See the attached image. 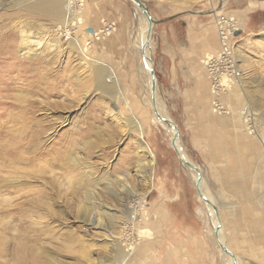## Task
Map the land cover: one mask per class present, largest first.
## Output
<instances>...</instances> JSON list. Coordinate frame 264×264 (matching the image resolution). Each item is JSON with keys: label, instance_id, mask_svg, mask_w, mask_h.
Wrapping results in <instances>:
<instances>
[{"label": "rangeland", "instance_id": "obj_1", "mask_svg": "<svg viewBox=\"0 0 264 264\" xmlns=\"http://www.w3.org/2000/svg\"><path fill=\"white\" fill-rule=\"evenodd\" d=\"M33 1L0 0V264H120L129 251L124 264H228L229 257L218 248L207 203L196 191V173L173 149L171 128L153 119L148 77L135 46L149 27L141 9L130 0L134 9L128 51L120 60L117 52L104 54L110 64L88 41L92 35L85 31L90 12L85 0L71 5L67 28V0H61V16L29 8ZM144 1L149 8L161 4L175 17L215 20L219 49L209 55L223 50L218 29L222 23L231 32V60L241 76L225 83L222 94H213L210 106L216 114L240 116L255 147L260 145L259 158L247 174L251 195L242 196L239 204L235 201L240 197L231 199L226 186L209 181V167L178 127L176 107L168 103L155 75L159 104L176 121L185 154L200 168L202 187L219 208L226 245L246 264L245 254L236 252V225L241 222L235 217L264 221V0ZM107 25L103 22L93 37L111 36L115 29L103 32ZM153 31L150 55L155 70ZM75 38L86 56L74 46ZM108 70L111 78L117 76L121 95L108 81ZM224 94L232 109L220 102ZM5 95L11 100L27 95L25 100L32 98L36 105L29 117L20 118L19 102L12 106ZM216 100L220 109L213 104ZM133 116L143 123V140L154 155L151 180L136 168L141 157L130 123ZM240 160L239 168L246 169L245 158ZM124 171L131 175L133 192L119 185L117 178ZM192 238H201L202 246ZM193 248L202 252L188 251Z\"/></svg>", "mask_w": 264, "mask_h": 264}, {"label": "crops", "instance_id": "obj_2", "mask_svg": "<svg viewBox=\"0 0 264 264\" xmlns=\"http://www.w3.org/2000/svg\"><path fill=\"white\" fill-rule=\"evenodd\" d=\"M153 5L150 10L156 20L153 42L159 87L168 103L176 107L174 118L178 127L187 134L190 146L209 167V181L218 182V187L226 186L232 193L231 199L240 197L235 201L239 204L242 196L247 197L250 193L252 184L247 174L251 171L250 164L259 158V147H255L257 142L247 133L240 116H222L211 110V77L202 58L219 49L215 20L204 16L175 17L161 4ZM85 7L90 11L86 12L89 23L85 29L93 27L95 30L88 41L91 47L96 44L98 56L110 64L111 60L104 54L117 52L119 60L121 55L126 56L133 33L134 7L130 0H85ZM103 22L113 25L114 33L107 38H94ZM225 95L220 97V102L232 109L233 105ZM241 158H245L246 169L239 168L243 163ZM235 219L241 222L236 225L239 228L236 243L240 245L236 252L245 254L242 258L246 264H264V221L248 222L242 216ZM192 239L195 245L202 246L201 238ZM188 251L202 252L200 248Z\"/></svg>", "mask_w": 264, "mask_h": 264}, {"label": "bare ground", "instance_id": "obj_3", "mask_svg": "<svg viewBox=\"0 0 264 264\" xmlns=\"http://www.w3.org/2000/svg\"><path fill=\"white\" fill-rule=\"evenodd\" d=\"M75 2V0H67L66 1V9H65V13H64V26L65 28L68 27L69 23H70V20H71V5ZM28 7L33 9V10H37V11H40V12H48L50 14H53V13H56V14H59V16H61L62 14L60 12L63 11V5H62V1L61 0H37L36 2H31L28 4ZM147 20V18H146ZM216 22L218 25H221V19L220 18H217L216 19ZM146 24L149 26L147 27V29L145 28V30L141 33V40L135 44V46L137 48L140 49V52H141V58H142V68H143V71H144V74L148 77V82H149V86L151 85V82L153 81V78L151 77V69H153V59H152V55H150L151 53V49H150V40H151V33H152V30H154L151 26H153V24H149L148 20L146 22ZM98 35V33L96 34ZM73 44L76 48H78L83 55H85L83 53V50L81 48V45H80V42L79 40H77V38L73 39ZM5 45V44H4ZM9 50V49H8ZM86 56V55H85ZM209 57L212 56V55H208ZM232 57V56H230ZM204 64V62H203ZM237 64V63H236ZM2 66V65H1ZM205 66V64H204ZM206 67V66H205ZM2 68V67H1ZM6 68V67H5ZM2 70V69H1ZM6 70V69H5ZM240 70L237 71L236 68H235V74H233V76L231 77V79L234 77V79L236 80V78H240L241 74H240ZM13 75V74H12ZM15 75V74H14ZM13 75V76H14ZM10 77V75H7ZM108 81L110 82H114L115 85H116V90L118 91V93L120 94L121 93V90H120V87L118 86V79H117V76L115 79L111 78V73L110 71L108 70ZM5 78V77H4ZM17 78V77H16ZM231 79H228L225 81V83H227L228 81H230ZM5 81V80H4ZM7 81V80H6ZM13 81V80H12ZM40 81V80H39ZM10 83V82H9ZM32 83V82H31ZM230 84V83H229ZM18 85V84H17ZM37 85V84H36ZM10 86V85H9ZM16 86V85H15ZM24 86V84H23ZM31 86V85H30ZM17 87V86H16ZM21 87V86H19ZM18 87V88H19ZM103 89L107 90V91H110L109 89L110 86H102ZM226 87V86H225ZM15 88V87H14ZM35 88V87H34ZM13 89V88H12ZM26 89V87H25ZM31 89V88H30ZM29 87L27 88V92H29ZM33 89V88H32ZM8 90V89H7ZM34 91V90H33ZM10 92V91H9ZM14 92V90L12 91ZM22 92V91H21ZM11 93V92H10ZM24 93V92H23ZM8 94V93H7ZM21 93H19L20 95ZM4 95V94H3ZM30 95V94H29ZM121 95V94H120ZM123 95V94H122ZM218 96V95H216ZM12 96L9 95V97L5 95V100H7V102H11V105L12 106H17L18 102L20 104V109L18 112L19 113V116L20 118H24V117H29L27 116L28 114L31 113V109L34 106L35 102L33 100H31L30 98H28L27 100H25V97H28L27 95L25 97H22V98H17L13 100H11ZM2 98V97H1ZM151 98H152V94H151ZM156 103L155 105L152 104V109H153V112H154V121H158V122H162L163 124L169 126V124H166L164 122V119H170L172 120L170 117H167V115L165 114V112L162 110V107L161 105L159 104V101H158V97H156ZM35 100V99H34ZM2 101V100H1ZM9 102V103H10ZM3 103V101L1 102V104ZM126 103L128 104V106L131 108L130 104L126 101ZM152 103H153V100H152ZM4 105V104H3ZM3 105H0V107ZM36 105V104H35ZM38 107V106H37ZM19 108V107H18ZM4 109V108H3ZM12 111V110H11ZM14 111V110H13ZM17 112V111H16ZM3 113V112H2ZM35 113V112H34ZM27 114V115H26ZM1 116V115H0ZM27 119V118H26ZM132 121H130L131 123V128L133 129V131H135V135L137 136L138 138V155L141 157V158H138L136 159V168H137V171L138 173H143L144 176H147V180H151L152 177H153V170H154V162H155V159H154V155H153V152L151 151L148 143L143 140V134H144V129H143V123L137 119L135 116L131 117ZM173 121V120H172ZM174 122V121H173ZM175 123V122H174ZM29 124V123H28ZM171 128V132L174 133V127L172 125L169 126ZM14 128V127H13ZM12 128V129H13ZM29 129V128H28ZM173 135V134H172ZM38 143V142H37ZM36 144V143H35ZM259 145V144H258ZM176 147L177 149L179 150L180 152V155L182 157V159L184 161H189L191 164H192V167H189L190 170H193L194 173H196V180H195V187H197L198 185V188H199V191H198V194L200 195V197L202 198L203 201H205L207 204H205V207H206V210L208 211V214H209V219L210 221L213 222L214 224V232H215V235H216V242H217V245H218V248L220 250L223 251L222 247L223 246H226V242H225V238L224 236L222 235V225H221V220H219V217L217 215V212H216V203L215 201L209 197L208 193L203 189L202 187V183H203V176L200 177L201 179L199 180V175L200 173L198 172V168L195 164H193L187 157V155L185 154V149L183 148V145H182V142H181V139L180 138H177L176 139ZM260 147V145H259ZM42 152V151H41ZM6 161V160H5ZM130 160L127 161V163H129ZM202 175V173H201ZM200 175V176H201ZM142 176V175H141ZM118 179V182H119V185L121 186L122 188V191H128V190H131V183L129 181H132L131 179V175L129 174V172H123L121 175H119V177L117 178ZM116 179V180H117ZM112 181V180H111ZM114 181V180H113ZM112 181V182H113ZM118 182H115L118 184ZM118 185V186H119ZM150 186V189H152L153 187V184L151 182V184L149 185ZM111 187V185H110ZM113 187V186H112ZM111 187V188H112ZM115 187V186H114ZM119 190V189H118ZM115 191H117L115 189ZM123 192V193H124ZM131 192H133V189L131 190ZM211 199H209V198ZM17 204V203H16ZM134 216V215H132ZM102 223V219H99V224L101 225ZM103 226V225H101ZM220 226V228H219ZM218 228V229H217ZM116 237V236H115ZM225 253V252H224ZM131 254V251L129 252H124V255L122 257V261L120 262V264H124L126 259H127V256L129 257V255ZM226 254V258L227 256L229 258H227V261H228V264H241L240 262V259L239 257L236 256V260L233 259V257H231L229 254L225 253ZM226 261V260H225Z\"/></svg>", "mask_w": 264, "mask_h": 264}, {"label": "built area", "instance_id": "obj_4", "mask_svg": "<svg viewBox=\"0 0 264 264\" xmlns=\"http://www.w3.org/2000/svg\"><path fill=\"white\" fill-rule=\"evenodd\" d=\"M221 22H223L221 20ZM108 26V27H107ZM103 28V32L110 33L114 30L113 25H107ZM231 27H234L230 24ZM107 27V28H106ZM235 28V27H234ZM106 29V30H105ZM219 29L220 38H222L221 44L223 50L218 55L208 56L209 54L205 55L202 63L204 62L206 69L208 70L210 77H211V93L212 95H219L226 91L225 81L231 79L232 75L235 74V64L234 61L231 60V49L233 46L230 45L228 41V36L231 34L228 27L226 28L222 23L221 28ZM235 30H233L234 32ZM232 32V34H233ZM222 73H225L222 75ZM230 74V75H228ZM220 75V76H219ZM222 75V76H221ZM216 109H220L221 106L219 101L213 102Z\"/></svg>", "mask_w": 264, "mask_h": 264}, {"label": "water", "instance_id": "obj_5", "mask_svg": "<svg viewBox=\"0 0 264 264\" xmlns=\"http://www.w3.org/2000/svg\"><path fill=\"white\" fill-rule=\"evenodd\" d=\"M132 1H134V2L137 4V7H138L139 9H141L143 15L147 18V20H148L150 26H151V24H153V26H151V27L154 28V26H155V24H156V20L153 18V15H152V13H151V10H150V8L148 7V5L145 3V1H144V0H132ZM86 32H87V33H90V34H94V33H95V30H94L93 27H89V28L86 29ZM238 34H239V31L236 32V35H238ZM151 77L153 78V81L151 82L150 90H151V94H152L153 104L155 105L156 100H157L156 97L158 96V94H157V92H158V87H157V79H156V75H155V70H154V69H151ZM164 122H165L166 124H169V126L172 125V126L174 127V131H175V132L173 133L172 140H171V144H172L173 149L177 152L180 161H181L183 164H185L186 166H188V167H192V164H191L189 161H184V160L182 159V157H181V155H180V152H179V150H178L177 147H176V139H177V138H180V137H179V130H178L177 124L174 123V122H173L172 120H170V119H164ZM197 170H198V172H199L200 175H201V170H200V168H198ZM200 175H199V180L201 179L200 177H202V175H201V176H200ZM195 188H196V191L198 192V191H199L198 185H197V187H195ZM216 212H217V215H218V217H219V220H221V219H220L219 208H218L217 206H216ZM219 228H220V226H219ZM217 229H218V228H217ZM222 249H223V251H224L225 253L229 254L231 257H233V259L236 260V255H235V254H234V253H233L228 247L223 246Z\"/></svg>", "mask_w": 264, "mask_h": 264}]
</instances>
